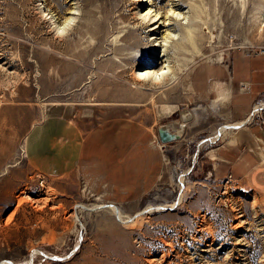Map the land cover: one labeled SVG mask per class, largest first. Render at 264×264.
I'll return each mask as SVG.
<instances>
[{"label": "rangeland", "instance_id": "obj_1", "mask_svg": "<svg viewBox=\"0 0 264 264\" xmlns=\"http://www.w3.org/2000/svg\"><path fill=\"white\" fill-rule=\"evenodd\" d=\"M146 1L0 0V264H264V197L213 167L207 150L235 129L212 137L235 121L223 102L209 109L205 78L229 79L233 60L264 53V0ZM142 8L181 24L148 35ZM165 58L163 82L135 76ZM151 104L176 108L173 121L193 131L139 203L110 202L73 173L44 175L26 161L24 137L45 116L84 121L82 132L149 115Z\"/></svg>", "mask_w": 264, "mask_h": 264}, {"label": "crops", "instance_id": "obj_2", "mask_svg": "<svg viewBox=\"0 0 264 264\" xmlns=\"http://www.w3.org/2000/svg\"><path fill=\"white\" fill-rule=\"evenodd\" d=\"M230 70L229 79L206 73L212 86L209 109L215 112L223 102L233 120L243 124L231 127L235 132L207 151L213 167H227L224 177L231 174L264 197V108L254 109L264 102V53L237 58ZM223 83L230 85L221 89ZM148 109L149 115L106 117L82 132L77 124L84 121L72 123L60 112L45 116L24 137L26 161L44 175L73 173L92 194L110 202L139 203L160 179L168 153L184 140L164 145L158 140L157 126L173 121L176 108L151 104ZM190 131L187 124L185 134Z\"/></svg>", "mask_w": 264, "mask_h": 264}, {"label": "bare ground", "instance_id": "obj_3", "mask_svg": "<svg viewBox=\"0 0 264 264\" xmlns=\"http://www.w3.org/2000/svg\"><path fill=\"white\" fill-rule=\"evenodd\" d=\"M184 0H178V2H180V3H182ZM196 2V1H195ZM176 4L179 8L181 7V4ZM191 3V2H190ZM193 3V2H192ZM145 4H148V2L146 1V0H138V6H143V5H145ZM198 6V5H197ZM145 8H142V9H138L137 10V12H136V16H137V19H139V26L141 27L142 25H147L148 27H147V33H149L148 35H151V33L150 32H154V31H157L159 28H160V26H161V23L163 24L162 26L164 27V26H169L171 23H170V20L171 19H173L174 20V23H176V24H178V25H180L181 23L178 21L179 20V18L177 19V15L176 16H174V18H172L171 16H173V13L174 12H172L171 13V15L170 16H167L168 14H166L165 15V19H164V21L162 20L161 22H159V19L161 18V17H158V14L159 13H154V14H152V11H150V9H148V11L146 10V12L145 13H141V11L142 10H144ZM261 18H263L262 19V21L264 22V16H262ZM149 24V25H148ZM159 33V32H158ZM194 32L192 31V34L191 33H189L188 34V36H187V38L184 40V42L183 43H185V45H186V47L187 46H193V44L195 43V39H196V35H194L193 34ZM168 34V33H167ZM173 34V33H172ZM171 33H169V35H168V39H171V40H177L179 37H177V34H173L172 35ZM200 37H201V31H199V33H197ZM154 38V37H153ZM154 40H156V37H155V39ZM165 42L164 43H167L166 41H167V39H163ZM155 42H153V45L154 46H156V44H154ZM164 45V44H163ZM151 48H153V47H151ZM165 50V52H164V54L161 56L162 58H164V55H167L168 53H167V48H165L164 49ZM167 57V56H166ZM163 62L162 63H164V66H161V67H159L158 69H156V70H150V69H145L144 67H143V65L142 64H139L137 67H136V69L134 70V73H135V76L137 77V78H139V79H145L144 78V74L145 73H147L148 74V77H149V80L150 81H153V82H155V83H158V82H163L164 81V79L166 78V77H168L170 74H171V72H172V70H171V68H170V66H169V63H166L167 62V58H165V59H163L162 60ZM161 73H163L164 75H160ZM157 77H159V80H157ZM256 109H258V105H256L255 106V110ZM253 114V113H252ZM250 119V118H249ZM245 120V119H244ZM241 124H243V122L241 121V122H239V123H232V124H226V125H224V126H221L220 127V129H219V133H220V135H221V133L223 132V131H225V130H227V129H229V128H231V127H235V126H239V125H241ZM215 138H216V136H215ZM174 204L172 203V206H173ZM160 208V207H159ZM142 211V210H141ZM238 216V215H237ZM235 228V227H234Z\"/></svg>", "mask_w": 264, "mask_h": 264}, {"label": "water", "instance_id": "obj_4", "mask_svg": "<svg viewBox=\"0 0 264 264\" xmlns=\"http://www.w3.org/2000/svg\"><path fill=\"white\" fill-rule=\"evenodd\" d=\"M156 130L159 142L167 144L180 140L184 134L185 128L183 124L177 121H170L159 124Z\"/></svg>", "mask_w": 264, "mask_h": 264}, {"label": "built area", "instance_id": "obj_5", "mask_svg": "<svg viewBox=\"0 0 264 264\" xmlns=\"http://www.w3.org/2000/svg\"><path fill=\"white\" fill-rule=\"evenodd\" d=\"M258 105V109H256V111L257 110H260V108L262 109V108H264V102L263 103H259V104H257ZM256 106V105H255ZM255 106H254V109H255ZM162 144V143H161ZM164 145V144H163ZM163 149V148H162ZM224 182L225 183H228V182H231L232 180H233V177H232V175L231 174H227L225 177H224Z\"/></svg>", "mask_w": 264, "mask_h": 264}, {"label": "clouds", "instance_id": "obj_6", "mask_svg": "<svg viewBox=\"0 0 264 264\" xmlns=\"http://www.w3.org/2000/svg\"><path fill=\"white\" fill-rule=\"evenodd\" d=\"M160 75H164V74L161 73ZM144 78H145L146 81L149 80V77H148V74L147 73L144 74ZM157 80H159V77H157Z\"/></svg>", "mask_w": 264, "mask_h": 264}]
</instances>
